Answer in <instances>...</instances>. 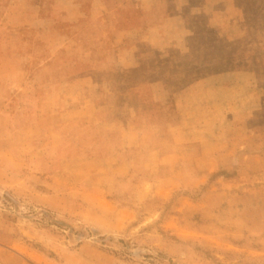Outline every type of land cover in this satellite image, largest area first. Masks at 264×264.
Listing matches in <instances>:
<instances>
[{
    "label": "rangeland",
    "instance_id": "1",
    "mask_svg": "<svg viewBox=\"0 0 264 264\" xmlns=\"http://www.w3.org/2000/svg\"><path fill=\"white\" fill-rule=\"evenodd\" d=\"M193 2L196 17L216 26L218 37L196 44L206 57H194L206 61L195 76L202 79L179 95L185 111L177 119L190 114L189 126L209 140L164 134L157 145L170 141L177 153L161 152V167L143 162L147 180H136L122 157L117 175L98 188L88 180L97 164L61 161L34 148L43 140L33 145L25 137L54 123L41 119L48 98L53 111L60 108L58 91L66 89L73 102L67 115L91 111L81 83L44 86L35 71L59 69L69 30L82 31L74 44L88 53L109 51L98 37L127 31L92 24V17L83 24L77 0H0V264H264V0ZM188 16L177 17L181 49ZM9 58L25 70L17 89L5 80ZM226 103L232 106L225 110Z\"/></svg>",
    "mask_w": 264,
    "mask_h": 264
},
{
    "label": "crops",
    "instance_id": "2",
    "mask_svg": "<svg viewBox=\"0 0 264 264\" xmlns=\"http://www.w3.org/2000/svg\"><path fill=\"white\" fill-rule=\"evenodd\" d=\"M193 1L77 0V12L83 17V24L92 17V24L99 22L101 26L109 25L111 28L115 27L116 31L127 33L124 36L114 32L113 36L112 31L105 34V40L98 37L96 41L108 44L109 51L104 53L98 49L88 53L78 50V45L74 44L83 41L82 31L69 30L67 33L73 34L69 35V40L67 38V44L71 46L68 48L69 45H64L66 53H61L62 49L56 56L61 59L59 69L54 65H44L36 69L35 72L44 75L40 78L44 86L53 81L81 83L83 90L89 93L90 99L87 102L91 104V111L85 117L82 113H76V116L71 113L67 115L73 102H70L66 89L58 91L60 108L53 111L51 105L55 102L48 98L41 119L44 123H51L50 120L55 119L54 123L47 130L45 127L24 133L26 138L32 139L33 145L37 138L44 141L43 146L39 148L34 145V148H48L61 161L80 157L86 158L89 164H97L88 180L100 188L113 180V172L116 174L115 169L120 165L122 157V164H125L136 180H147L144 174L150 167H142V163L154 160L157 167H161L160 153L173 152L175 148H170V141L157 145L156 140L164 134L168 139L177 133L181 139L183 135L185 138L188 135L192 141L199 136L208 139L197 134L195 126H189L192 117L190 114L177 119L185 111L182 108L185 100H180L179 95L184 90L196 88L197 81L202 79L195 76L197 71L204 69L206 61L197 62L194 57L199 53L201 57H206L201 52H196V44L215 42L214 38L218 37V34L212 32L214 28L216 30V26L206 21L203 23L200 16V19L196 17L198 7H194ZM150 3L152 7L159 5L156 8H147ZM186 11L189 14L188 19L183 21L187 28L183 39L186 49H181L177 17ZM73 46L76 47L72 49ZM64 58L67 61H63ZM12 63L9 58V62L3 64L5 74L9 76L5 80L9 88L17 89L25 70L18 69ZM96 74L98 78L102 76L99 82L94 79ZM184 79L187 84H182ZM239 103H243L241 99ZM47 106L51 107L47 110ZM230 106L232 103H226L223 107L226 110ZM243 109V105L239 104V110L233 111L240 114ZM206 112L205 110L200 113L206 115ZM24 123L28 124V121L25 120ZM198 124L206 134L207 123L200 121ZM20 132L21 127L14 134ZM147 138L151 140L150 143L145 142ZM88 147L95 149L89 151ZM71 148L75 151L70 152ZM132 152L134 156L129 158ZM127 153L129 157L125 159ZM174 153H177L176 148ZM149 184L146 182L143 186Z\"/></svg>",
    "mask_w": 264,
    "mask_h": 264
}]
</instances>
